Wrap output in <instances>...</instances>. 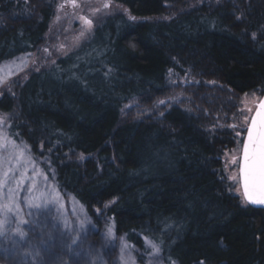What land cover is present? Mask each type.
Here are the masks:
<instances>
[{"label": "trees", "instance_id": "trees-1", "mask_svg": "<svg viewBox=\"0 0 264 264\" xmlns=\"http://www.w3.org/2000/svg\"><path fill=\"white\" fill-rule=\"evenodd\" d=\"M60 1L0 0V67L42 48ZM110 1L127 12L0 82L14 114L0 123V264H110L115 247L113 264H264V208L236 195L223 160L250 124H235L238 101L264 96V0ZM177 77L194 109L159 106ZM35 190L90 224L65 250L55 207L23 205Z\"/></svg>", "mask_w": 264, "mask_h": 264}, {"label": "rangeland", "instance_id": "rangeland-1", "mask_svg": "<svg viewBox=\"0 0 264 264\" xmlns=\"http://www.w3.org/2000/svg\"><path fill=\"white\" fill-rule=\"evenodd\" d=\"M210 1L215 0H186L185 4L180 9L189 10L194 9L195 7L198 8L205 2ZM126 12V9L122 5L113 4L110 0H61L57 5L54 21L42 48L32 54L28 61L23 59L22 61L17 60L16 62H7L2 65L0 67V82L17 76V73L24 70V68L27 71L28 69L35 71L37 69L51 65L56 61L57 58L66 55L79 46L95 31L99 25H101V23L107 17ZM85 21L90 23H85ZM81 33H83V35H81ZM30 70L26 72L24 76H21L20 79H22V81L26 79ZM182 81L183 80L178 77L175 80L173 79L172 91L164 98L159 99V106L168 105L166 107L168 108L173 104H179L182 106L189 105L191 106L190 108L194 109L196 104L193 95H190L188 92H186L187 90L184 88L187 86L186 84L181 85L180 83ZM189 86L191 87V83ZM261 99L262 97L257 93H249L242 96L240 102L238 101L241 113H236L239 114V120L235 121V117H232V120L236 122L235 124L239 126L241 124L244 125V123L247 121H251ZM161 101H163V103H161ZM12 119H14V114H6L0 111V123L8 122ZM242 138L244 137L242 134H240L235 146L225 152L223 160L224 168L228 178L235 186V193L241 198L243 202V190L240 176L243 149V143L241 141ZM233 159H235V163L232 162ZM233 176L235 179L232 178ZM15 195L16 194L10 190L7 192L6 199L10 204L14 215L19 218L23 214L21 215V212L19 211L21 206ZM22 203L23 205H26L29 213H32L33 215H35V212L38 211V209H49L52 208V206L55 207L57 215L56 219L61 225L59 240L61 237L62 243H64L62 244L64 250L66 249L67 244L74 234V224H77V227L79 226V230L82 232V234L86 232L90 226V224L85 219L84 212L79 206L71 205L70 208L61 202L59 203L57 196L51 190H35L29 192L24 196ZM50 210H53V208ZM8 222L9 220L4 221L3 225H7ZM1 233L4 235L6 234V241H12L8 240L7 238V236H10L11 238L14 237L12 236V233H8L6 231ZM118 244L120 245V242ZM119 253L120 252L118 251L117 247L112 249V251L107 252V257L109 258L110 264H113V261H117L116 258L117 254ZM156 261L159 263V260Z\"/></svg>", "mask_w": 264, "mask_h": 264}, {"label": "snow or ice", "instance_id": "snow-or-ice-1", "mask_svg": "<svg viewBox=\"0 0 264 264\" xmlns=\"http://www.w3.org/2000/svg\"><path fill=\"white\" fill-rule=\"evenodd\" d=\"M261 107H264V102ZM236 135L239 136L240 133L237 132ZM243 159V202L247 205L264 206V123L257 130L256 121L253 120V126L248 129V139L244 143ZM232 162L235 163V159ZM232 178L235 179L234 176Z\"/></svg>", "mask_w": 264, "mask_h": 264}, {"label": "water", "instance_id": "water-1", "mask_svg": "<svg viewBox=\"0 0 264 264\" xmlns=\"http://www.w3.org/2000/svg\"><path fill=\"white\" fill-rule=\"evenodd\" d=\"M262 102H264V96H263V98L261 99V101L257 105V108H256V110H255V112H254V114L252 116V119L250 121L248 129L253 126V120L256 121L257 130H259L261 124L264 123V107H261ZM258 113H259V115H258ZM247 139H248V130H247L245 141ZM245 141H244V143H245ZM243 156H244V145H243L242 157H241V167H242V165L244 163ZM240 171H241V168H240ZM240 176H241V185H242V179H243L242 173H241ZM242 190H243V187H242ZM251 206L257 207V208H264V206H254V205H251Z\"/></svg>", "mask_w": 264, "mask_h": 264}, {"label": "flooded vegetation", "instance_id": "flooded-vegetation-1", "mask_svg": "<svg viewBox=\"0 0 264 264\" xmlns=\"http://www.w3.org/2000/svg\"><path fill=\"white\" fill-rule=\"evenodd\" d=\"M241 167V166H240Z\"/></svg>", "mask_w": 264, "mask_h": 264}]
</instances>
